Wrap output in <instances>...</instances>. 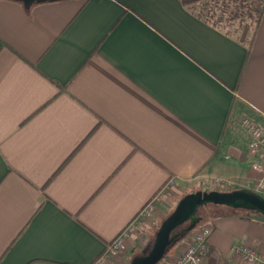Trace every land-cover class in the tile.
<instances>
[{
  "label": "crops",
  "instance_id": "1",
  "mask_svg": "<svg viewBox=\"0 0 264 264\" xmlns=\"http://www.w3.org/2000/svg\"><path fill=\"white\" fill-rule=\"evenodd\" d=\"M243 32L182 0H0V264H94L153 197L161 212L169 178L255 191L239 120L264 127V5ZM245 217L203 221L210 264L264 252Z\"/></svg>",
  "mask_w": 264,
  "mask_h": 264
},
{
  "label": "built area",
  "instance_id": "2",
  "mask_svg": "<svg viewBox=\"0 0 264 264\" xmlns=\"http://www.w3.org/2000/svg\"><path fill=\"white\" fill-rule=\"evenodd\" d=\"M264 0H259L258 7L262 8ZM239 126L247 135V155L250 159L253 169L259 171V177L256 181L255 191L264 197V127L257 124L249 117H242L239 120ZM221 180L215 179L213 186L224 185ZM176 185L173 178H169L165 183L166 188ZM206 191V188L204 187ZM157 197H153L140 210L137 216L123 229L115 238L108 242L103 253L98 257L94 264H103L105 260L111 257H117L127 251L126 239L130 232L135 228V221L146 219L153 211ZM212 226L208 223L197 224L184 237L187 238L183 250L176 255L167 264H210L209 255L211 252L209 246V236ZM233 253L246 264H264V252L257 247L248 244H238L232 246Z\"/></svg>",
  "mask_w": 264,
  "mask_h": 264
},
{
  "label": "water",
  "instance_id": "3",
  "mask_svg": "<svg viewBox=\"0 0 264 264\" xmlns=\"http://www.w3.org/2000/svg\"><path fill=\"white\" fill-rule=\"evenodd\" d=\"M18 1L29 6L33 3L52 0ZM206 204L221 205L232 209H251L264 214V197L250 189L239 188L229 191L212 189L188 192L178 200L173 210L162 220L155 232L150 249L143 255L133 257L128 264H158L163 259L167 248L199 223L197 210Z\"/></svg>",
  "mask_w": 264,
  "mask_h": 264
},
{
  "label": "rangeland",
  "instance_id": "4",
  "mask_svg": "<svg viewBox=\"0 0 264 264\" xmlns=\"http://www.w3.org/2000/svg\"><path fill=\"white\" fill-rule=\"evenodd\" d=\"M190 6H193L194 4H189ZM196 9V7H194ZM215 11H218V8H214ZM232 15L226 11L224 13V18L220 21H218V25L221 26L222 28L226 29L227 31L234 32V33H240L243 32L246 34L247 32H250L252 28V20L246 15H243L242 17L238 16H232ZM204 187L206 188V191L216 189L220 190L219 187L213 186L212 183H206V182H200L197 184L196 187L192 189H186V190H181V189H176V188H166L168 189V194L167 197L165 198V201L167 202V205L161 210L160 213L155 214V211H153L146 219H138L135 221V228L132 232L129 234L130 242H132V252L124 253L126 254V260L125 264H128V262L136 256H140L145 254L147 252L154 240L155 232L157 231L160 223L162 220L173 210L174 206L178 202V200L184 196L186 193L191 192V191H196V190H204ZM221 191V190H220ZM222 212H237L240 213L249 219L259 222L260 224L264 225V214L256 211V210H251V209H244V208H229L221 205H214V204H206L198 208L196 215L200 218V221L198 224H202L204 220L208 219L211 217L213 213H222ZM141 222V223H140ZM141 224L137 226V224ZM186 225V223H185ZM127 243V242H126ZM175 243V242H174ZM172 243L166 250V253L163 256L166 257L168 253L170 252ZM127 247V244H126ZM161 263V262H160Z\"/></svg>",
  "mask_w": 264,
  "mask_h": 264
},
{
  "label": "trees",
  "instance_id": "5",
  "mask_svg": "<svg viewBox=\"0 0 264 264\" xmlns=\"http://www.w3.org/2000/svg\"><path fill=\"white\" fill-rule=\"evenodd\" d=\"M183 3L189 5L192 11L200 18L219 26L218 21L224 18V13L228 11L232 16L247 15L252 20V28L254 29L259 21L262 8L258 7L259 0H182ZM196 7V9L194 8ZM214 8H218L215 11ZM231 16V17H232ZM246 218V217H245ZM248 218V217H247ZM186 234V233H185ZM183 234L177 241L184 238ZM162 261V260H161ZM160 261V262H161ZM160 262L158 264H160Z\"/></svg>",
  "mask_w": 264,
  "mask_h": 264
}]
</instances>
